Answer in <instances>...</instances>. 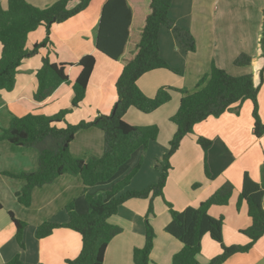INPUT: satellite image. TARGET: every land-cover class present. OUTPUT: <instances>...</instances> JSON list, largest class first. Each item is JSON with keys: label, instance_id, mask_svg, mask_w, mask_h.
Here are the masks:
<instances>
[{"label": "crops", "instance_id": "crops-1", "mask_svg": "<svg viewBox=\"0 0 264 264\" xmlns=\"http://www.w3.org/2000/svg\"><path fill=\"white\" fill-rule=\"evenodd\" d=\"M39 7L47 8L59 0H26ZM108 0H93L89 7L79 15L62 24H54L50 30V43L47 47L24 60L16 77L13 91H3L0 99V134L9 128L14 117L28 114L53 116L62 110L72 108V83L81 73L78 65L86 55L96 57V66L90 79L87 94L80 107L72 109L65 121L78 124L81 121L92 122L100 115H111L118 102L116 83L123 71L120 62L113 61L96 49V32L104 4ZM133 12V25L138 29L144 24L150 12L151 0H127ZM4 8L8 0H0ZM74 6V4H73ZM171 19L183 29L189 31L197 42L195 52H186L172 32L161 30L159 47L162 58L172 67L180 69L176 74L170 70H156L142 76L138 81L143 93L153 98L162 87L183 89L193 93L198 82L216 66L233 76L250 72L258 78V72L264 66L260 44L264 24V0H173L169 12ZM209 24V25H208ZM216 25L224 30L220 37L216 35ZM205 32L206 43L201 44V33ZM225 33V35H224ZM47 36L46 27H40L29 34L27 49L42 42ZM222 41V42H221ZM165 51V52H164ZM2 45L0 43V57ZM170 56L174 65L164 56ZM253 58L251 67L235 68L238 55ZM48 56L52 63L66 64L71 84H62L45 102L37 103L34 94L38 89L36 74L42 66V60ZM238 67V66H237ZM230 74V73H229ZM231 74V75H232ZM172 100L151 114H144L135 108L129 109L125 120L134 126L157 125L159 138L146 150L137 151L118 171L112 185L92 188L89 193L100 196L130 174L142 162L140 172H153L162 166V159L170 148V141L177 131L171 122L180 106L182 94L172 92ZM259 114L264 124V82L258 96ZM239 106L234 107V109ZM199 137L213 141L207 153L197 143ZM217 149V151H216ZM105 150L104 132L97 127L79 131L70 145V151L76 158L88 161L100 158ZM150 160V162H149ZM164 198L154 200V215H150V224L155 230L154 249L151 253L153 264H172L175 254L183 244L166 233L165 228L171 222L165 200L173 204L178 211L188 207H198L210 198L225 183L234 185L233 196L227 206H214L210 215L224 218L223 237L227 246H245L249 239L241 231L252 225L245 202L238 208L242 182L245 173L263 185L264 183V135L255 136L253 103L246 101L239 108V113L228 112L219 118H210L197 124L192 134L182 142L180 149L171 158ZM160 163V164H159ZM208 166L211 177L207 178L205 167ZM39 168V152L34 148L13 145L0 139V264H8L18 254L22 264H66L76 259L82 250L81 235L68 228H58L45 239H37L36 231L44 222L64 224L68 216L64 208L78 206L82 199L86 201L85 186L80 176L63 175L52 184L36 188L32 195V205L25 207L19 203L17 194L23 190L26 181L4 175L36 172ZM124 171V172H123ZM156 171V173H155ZM123 173V176H120ZM119 177V178H118ZM113 179V180H114ZM144 179H140L142 183ZM108 183V182H107ZM155 183H151L153 185ZM148 185V186H150ZM195 185H199L195 187ZM136 190V187L133 188ZM132 189V190H133ZM142 190V189H140ZM81 199V202H80ZM150 206L149 199H132L123 204L116 216L110 219L113 225L123 232L116 236L107 248L104 264H134L135 248L145 245L146 217ZM87 206L82 205L80 214H86ZM68 212V211H67ZM10 213L15 218L27 223L23 234L24 248L16 240L17 228ZM149 217V218H150ZM222 253L221 246L208 235L204 237L202 252L198 256L200 264L210 262ZM223 264H264V236L247 253H237Z\"/></svg>", "mask_w": 264, "mask_h": 264}, {"label": "trees", "instance_id": "trees-1", "mask_svg": "<svg viewBox=\"0 0 264 264\" xmlns=\"http://www.w3.org/2000/svg\"><path fill=\"white\" fill-rule=\"evenodd\" d=\"M92 1L59 0L47 8H39L26 0H8L7 8L0 5V99L3 91L11 92L15 88L16 77L24 60L37 55L49 45L51 27L79 15ZM172 4L173 0H151L150 12L143 26L141 29L135 26L133 33V12L127 0H108L104 4L96 32V49L123 65V71L116 83L118 102L111 115H100L92 122L67 123L65 127H59V123L65 121L72 109L80 107L86 98L96 66V57L86 55L79 61L81 73L72 83L71 109L62 110L53 116L28 114L21 118L14 117L9 128L2 130L0 134L3 141L20 147L34 148L39 152V168L36 172L17 175L6 173L26 181L23 190L17 194V199L23 206H31L33 191L36 188L52 184L63 175L81 177L89 212L79 214L71 204L67 208L66 223L44 222L36 231L37 239L51 236L58 228H68L81 235L80 255L74 260H68L66 264H104L109 244L123 232V229L113 225L110 219L118 214L123 204L132 199L150 200L146 217L145 245L134 249L133 261L134 264H153L151 253L156 234L149 217L155 214L154 200L158 197L164 198V189L172 168L171 158L180 149L183 140L193 133L195 126L233 110L239 113L241 105L251 101L255 136L261 138L264 135L258 102L264 82V66L258 72L257 79L252 74L236 77L213 66L210 73L198 82L197 91L193 93L162 87L155 97L150 98L139 88V79L149 72L166 69L180 73V70L173 69L161 56L159 36L163 27L174 33L186 52L196 51L192 34L170 19ZM43 26L47 29L46 38L28 50L29 34ZM260 44L264 59V24ZM235 64L239 67H250L253 58L242 55ZM67 67L66 64L52 63L48 56L43 58L42 66L36 74L38 89L34 100L37 103L47 101L62 84H71ZM173 91L182 94L179 109L170 119L177 131L162 159L164 166L159 180L142 190L130 189L132 179L142 167L140 162L124 180L115 184L104 195L95 196L88 193L91 188L113 179L137 151L146 150L159 138L160 128L157 125L129 124L125 120L129 109L135 108L144 114L154 113L171 102ZM236 106L239 107L234 109ZM91 127H97L104 132L105 150L102 157L85 161L72 155L70 145L79 131ZM197 143L205 153L213 145V141L205 137H199ZM262 171L264 174V167ZM205 173L207 178L211 177L208 166L205 167ZM197 186L199 185H195ZM234 190V185L227 182L198 207H188L183 211L176 210L173 204L164 199L171 215V222L165 231L183 244L182 250L174 255L172 264H200L198 256L202 252L203 239L207 235L222 249V253L210 264H223L237 253L249 252L264 236V185L245 173L238 208L243 202L247 204L252 225L241 233L250 241L245 246L225 245L224 218H215L209 212L214 206H227ZM10 216L17 228L16 240L20 247L24 248L23 234L27 223L16 219L13 213H10ZM8 264H22L19 255Z\"/></svg>", "mask_w": 264, "mask_h": 264}, {"label": "rangeland", "instance_id": "rangeland-1", "mask_svg": "<svg viewBox=\"0 0 264 264\" xmlns=\"http://www.w3.org/2000/svg\"><path fill=\"white\" fill-rule=\"evenodd\" d=\"M170 19H171V17H170ZM177 25V24H176ZM209 25V24H208ZM179 26V25H178ZM179 27H181V26H179ZM181 28H183V27H181ZM162 30H167V31H170V32H172L171 30H169V29H167V28H165V27H163L162 28ZM224 30L222 29V27L220 26V25H216V35L218 36V37H220V35L222 34V32H223ZM205 32L206 31H202V33H201V44H205L206 43V40H205ZM172 34L174 35V33L172 32ZM224 35H225V33H224ZM175 36V35H174ZM176 38V37H175ZM260 41H261V39H260ZM222 42V41H221ZM196 43V49H197V42H195ZM165 52V51H164ZM164 56L170 61V63L171 64H173L174 65V63H175V66H176V62H174V60L170 57V56H166V54H164ZM240 56H242V55H238L237 56V59L240 57ZM236 59V60H237ZM236 60H235V63H236ZM251 67V66H250ZM235 68L236 69H238V70H245V69H243V68H239V66L237 67V65L235 64ZM173 69H176V70H180V69H178V68H173ZM173 72V71H172ZM181 72V71H180ZM174 73V72H173ZM210 73V72H209ZM208 73V74H209ZM230 74H232L231 73V71L229 72ZM207 74V75H208ZM232 75H234V74H232ZM244 75H251V73L250 72H248L247 74H243V75H240V76H244ZM239 76V77H240ZM195 91H197V87L195 88V90L193 91V92H195ZM105 136V135H104ZM35 150H37V149H35ZM38 151V150H37ZM216 151H217V149H216ZM149 162H150V160H149ZM161 163H162V166L159 168L158 166L159 165H157L156 166V168H157V175H160V173H161V169L163 168V166H164V162H163V160L161 161ZM160 164V163H159ZM124 172V171H123ZM139 172H140V170L137 172V175L139 174ZM155 173H156V171H155ZM121 175L120 176H123V173H120ZM140 174H143V175H140L139 177H137L136 179H135V181H133V185H132V187H130V189H133L134 187H136V190H140V189H145V188H147L148 187V185H150L151 183H156L158 180H157V176H155V178H151L152 177V175H153V172H151V171H149V170H144L143 172H141ZM4 175H6V174H4ZM14 175H17V174H14ZM129 175V174H128ZM127 175V176H128ZM7 176H9V175H7ZM116 176H117V174H116ZM115 176V177H116ZM126 176V177H127ZM11 177V176H10ZM76 177H78V176H76ZM114 177V178H115ZM125 177V178H126ZM136 176H134V178H135ZM12 178H14V177H12ZM113 178V179H114ZM119 178V177H118ZM124 178V179H125ZM133 178V179H134ZM22 179V178H21ZM113 179H110L109 181H107V182H105L106 183V186L108 185H112V184H114V182H115V179L113 180ZM123 179V180H124ZM140 179H144V181L142 182V183H139V181H140ZM159 179V178H158ZM84 185V184H83ZM263 185H264V183H263ZM102 186H105L104 185V183H101V184H99V185H97L96 187H94V188H97V189H95V192L97 191V190H101V187ZM92 189V188H91ZM90 189V190H91ZM84 190H85V188H84ZM134 190V189H133ZM89 193V192H88ZM84 195H85V193H84ZM99 195H104V192H103V190H102V192H100V194ZM80 202H81V199H80ZM83 204H85V206H87L88 207V205H87V203H86V201H85V199H82V202L81 203H79V208H78V206L76 207L75 206V208L77 209V211H80V209L82 208V205ZM31 205H32V203H31ZM89 212V207L87 208V211H86V213H88ZM80 214H84V213H80ZM64 215L67 217L68 216V212H67V207L66 208H64ZM151 219V217L149 218V220ZM146 230V229H145ZM156 234V233H155ZM19 255V254H18ZM19 258H20V255H19Z\"/></svg>", "mask_w": 264, "mask_h": 264}]
</instances>
